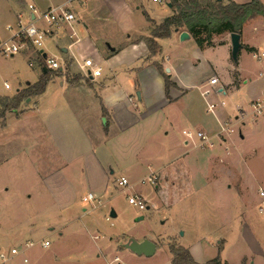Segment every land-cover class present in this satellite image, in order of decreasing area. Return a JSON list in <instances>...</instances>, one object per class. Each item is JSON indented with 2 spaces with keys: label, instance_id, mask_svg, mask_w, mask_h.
I'll return each mask as SVG.
<instances>
[{
  "label": "rangeland",
  "instance_id": "1",
  "mask_svg": "<svg viewBox=\"0 0 264 264\" xmlns=\"http://www.w3.org/2000/svg\"><path fill=\"white\" fill-rule=\"evenodd\" d=\"M183 3L184 0H177L179 6ZM222 3L225 4L224 0ZM207 4L211 1L202 2V5ZM8 6L7 0H0L1 40L9 36L4 29ZM167 9L150 0L143 6V10L155 18ZM143 10L133 9L126 23L136 25L143 20ZM107 29L114 37L110 40L111 45L118 46L127 39V33L124 34L117 23L109 24ZM262 38L264 32L256 33L245 26L240 43H259ZM95 43L98 49H105L106 42L102 37H96ZM51 44L54 51L46 46L47 56L55 54L59 58L60 49L55 42ZM162 48V56L169 57L173 66L180 67L181 77L199 82L212 73L208 59L220 60L222 56L220 51H215L218 47L214 52L209 49L202 53L192 36L184 42L175 38L164 41ZM240 50L239 65L244 70L243 75L251 79L264 78V65L256 59L257 53ZM33 53L29 58L24 53L13 57L0 54V97L13 96L28 87L27 83L39 80L41 56L36 50ZM29 63L34 65L33 68ZM233 65L236 66L234 62ZM98 66L102 73L96 82L111 76L102 62ZM117 70L115 81L126 84L123 68ZM260 73H263L262 77ZM5 84L9 89H5ZM210 89L205 88L204 95L210 93ZM58 91H50L51 100L61 98ZM77 94L80 98L87 97L83 91ZM229 95L218 94L225 102L223 109L232 115V119L235 97ZM49 104H53L52 112L45 126L56 134L57 102ZM217 109L219 107L211 113ZM197 113V117L201 116L203 123H207H202L204 129L208 124L215 125L213 116L205 114L204 108L197 106ZM89 116L92 117L90 113ZM13 119L10 115L9 129L0 134V249L3 252L11 248L20 250L27 241L36 245L28 248L24 255L16 256L12 264H23V257L29 264H114L116 257L123 264H171L172 246L190 249L199 264L217 256L228 264H264V197L260 196V192L264 193V126L253 129L235 125L231 134L234 144L228 142L222 147L229 155L218 163V151L185 146L181 132L173 134L170 131L168 146L159 150L155 139L146 138L138 125L131 131L135 133L132 137L137 144L117 143L115 139L120 136L112 134L113 148L106 151L98 146L96 157L99 162L105 161L104 164L114 171L110 175V167L106 165L101 175L87 149L90 141L96 144L101 138L105 140L102 133L104 118L80 120L85 135L78 127L69 128L64 122V147L76 145L78 151L58 153L53 135L55 144L51 142L49 151L42 153L45 160H41L38 151L31 152L23 135L11 137V132L17 128L32 129L38 122L35 116L28 122ZM231 119L226 124L231 123ZM196 127L192 128L193 132ZM238 130L244 140L239 139ZM66 162L71 163L63 169L73 193L69 202L60 199L50 177L53 170L56 169L55 174L61 171V165ZM133 162H137L135 169L126 168ZM162 165L165 167L158 170ZM151 174L158 178L155 185L141 182ZM122 175L130 184L139 180L136 191L118 185ZM102 183H106L104 190H101ZM88 191H93L94 200L83 202L82 197ZM132 192L148 197L145 199L146 210L140 211L128 204L126 195ZM112 211L115 218L110 217ZM139 216L144 219L135 222ZM129 238L150 240L157 245L156 254L153 257L138 256L122 248ZM42 241H48L49 247L42 248L39 245Z\"/></svg>",
  "mask_w": 264,
  "mask_h": 264
},
{
  "label": "crops",
  "instance_id": "2",
  "mask_svg": "<svg viewBox=\"0 0 264 264\" xmlns=\"http://www.w3.org/2000/svg\"><path fill=\"white\" fill-rule=\"evenodd\" d=\"M147 1L149 0H7L9 6L7 7L8 12L5 15H7L6 19L8 21L5 23V26L3 25L4 29L7 25L15 23L18 13L26 12V6L28 4H33L39 12L66 4L75 15L76 22L63 27L57 34L48 38L46 45L44 41L45 48L47 46L48 49L54 51L51 42H55L56 46L60 49L61 54L59 58H57L55 54L53 58L58 61L60 60L59 62L63 70H58L60 71L57 73L58 75L51 77L42 94L26 98L20 103L18 109L5 113L4 119L2 121L0 120V134L5 133L3 131L9 129L8 120L10 115L13 116L16 121L24 119L27 122L29 118L35 116L38 122L32 129L26 131V128H17L15 132H11V137H22L23 135L22 139L26 140V144H29L31 152L38 151L39 154H41V160H45V156H43L42 153H47L49 151L48 149L51 146V142L55 144L53 135L56 138V151L58 153L78 151L76 145L67 144L66 148L64 147V122H66L69 128L78 127V130L82 131L85 135L80 120H89L92 117L104 118L105 122L102 133L104 134L103 137L105 140L101 138L96 144L90 141L87 149V153L93 156L98 167L97 169L100 171L101 175H103L105 171L104 166L106 167L107 164H104L105 161H103L102 164L96 157L98 146L108 151L110 148H113L111 139L117 135L120 136L118 140L115 139L117 143L126 144L129 142L128 144H137L138 141L132 137L135 133L131 131L138 125H140L141 131H143V135L146 138H149V140L155 139L156 146L159 150L168 146L170 131L173 134H176V132L179 134V132H181V135L184 137L183 143L185 146L191 145V149L194 150L209 149L218 151L219 155L216 157L218 163L229 155L227 153L228 151H222V147L227 145L228 142L234 144V138L231 137V134L233 133V127L235 125L239 124L241 126L253 127V129L264 126V120L262 119H252L250 117L245 118L243 121L237 119L238 121H234L230 127L232 130L231 133L221 134V139L215 137V135L220 132L221 127H223L232 116L223 109L224 106L220 105V103L224 101L221 100L218 94H230V97H235L234 102H232L235 113L232 119L234 120L239 110H249L250 101L262 97L264 94V78L251 79L243 75L244 70L239 65L241 50L238 52L237 62H234L236 66L233 65L229 33L214 35L210 46L204 45L203 47H199L196 44L202 53L209 49L214 52V50L217 49L216 47H218L219 50L215 51H220L222 54L220 60H216L215 58L208 59L210 62H208L207 65L212 69V73L208 78L202 79L199 82L190 78L181 77L179 74L180 67L173 66L169 57L165 58L162 56V45L164 41H169L173 38L178 42H184L180 41L179 36L181 32L185 31L174 30L168 38L157 39L156 42L160 47L159 52L155 56H150L145 38L151 37V28H153L154 25H158L165 18L172 16L174 11L171 5L168 6L170 0H150L154 4H160L168 8L159 18H155L153 15L143 10V6ZM229 1L230 0H224V5L228 4ZM231 1L236 3H247L250 0ZM259 1L264 5V0ZM133 9L137 11L143 10V20H139L136 25L133 23L128 25L126 19L132 14ZM112 23H117V26L123 30L122 32L124 34L127 33V39L118 46L111 45L110 43V40L114 39V37L112 33L109 34L107 28L108 25ZM245 26L248 30L256 33L264 32V18L257 17L246 22L242 26L239 34L240 41L243 37ZM1 30L2 29H0V31ZM189 36L190 38L188 40H191V35L189 34ZM96 37H102L105 40V49H98L95 43ZM241 48L246 49V51H248V48H252L257 53L256 59L264 65V49H262L264 48V38H262L259 43L251 44L248 41L241 42ZM260 49H262L261 53H259ZM34 51V48L28 45L19 53H24L29 58L31 55L33 56ZM198 55H200V52ZM87 58L93 60L97 65L102 62L109 70L111 76L96 82V78L101 76V69L100 75L95 79L85 78L80 73L77 63ZM29 66L33 68L34 65L29 63ZM39 66L41 67L40 79L42 75L45 74L46 69H48L43 56H41ZM157 66L163 69L164 73L169 76L173 84L169 87L167 94L165 92L164 78ZM117 68H123L126 74L127 82L124 85L115 81V74L118 71ZM166 68L169 69L168 72H166ZM262 76L263 73L260 77ZM212 77L217 78L218 82L216 85H210L208 83L209 79ZM27 85L32 84L27 83ZM56 86L57 89L54 88ZM85 88L90 89V91ZM205 88H211L210 93L207 92L204 95ZM53 90L60 91L57 92L61 96L60 99H50L48 95L50 91ZM19 91L21 90H18L16 94ZM78 91L85 92L84 96L87 97H78ZM69 93H71L70 96ZM137 94H139V97ZM85 101H87V103ZM50 102H57V106L55 107L56 134L45 126L46 120L52 112L53 104H49ZM193 103L195 105L191 106ZM208 103L215 104L216 108L219 107V109L215 110L213 113L207 112ZM197 106L199 109L204 108L205 114L211 113L215 125L208 124L206 129L203 128L202 123L205 121L202 120L201 116L197 117ZM89 113L92 117L89 116ZM12 122L11 128L13 126ZM193 127H196L194 132L192 130ZM238 131L239 139L244 140L241 130ZM95 132L99 131L96 130ZM184 132H190L191 138H187ZM196 132H203L211 136V145L200 146V140L197 138ZM112 134H114V137H111ZM67 146L69 147L67 148ZM77 147L79 148V146ZM235 156L238 157L239 154ZM70 164V162L63 163L61 165V171L55 174V169L53 170L54 172L50 173V177L52 178L51 184L57 189L55 192L60 193V199L65 200V202H69L73 196L72 189L63 171V169L69 167ZM136 164L137 162H133L127 165L126 168L130 167L129 169L133 170L136 168ZM107 166L110 167L109 174H114L113 169L111 170V166ZM164 167L165 166L162 165L157 169L162 170ZM150 176L154 178V182H158L157 176L152 174ZM121 177L127 179L125 175ZM138 182L139 180L133 184L129 183L133 191H136L135 188L139 185ZM104 184L102 183L101 190H104L106 186ZM92 192L93 191H88L87 194L82 197V200L88 194L92 195ZM143 198L147 199L148 197L145 198L143 196ZM27 250L28 249H24V246L21 247L18 255H24ZM189 252L192 256L190 249ZM14 258L11 260L10 264H12ZM24 259L27 258L23 257L22 262Z\"/></svg>",
  "mask_w": 264,
  "mask_h": 264
},
{
  "label": "trees",
  "instance_id": "3",
  "mask_svg": "<svg viewBox=\"0 0 264 264\" xmlns=\"http://www.w3.org/2000/svg\"><path fill=\"white\" fill-rule=\"evenodd\" d=\"M206 1H211V4L202 5V2ZM170 5L174 14L165 18L158 25H154L151 28V37L145 38L150 56H155L159 52L160 47L156 40L168 38L174 30L189 33L196 44L203 47L211 45L214 35L240 34L241 28L246 22L257 17L264 18V5L259 0H250L247 3H236L230 0L226 5L222 3V0H184L181 6L177 4V0H170ZM247 50L254 51L252 48ZM157 68L164 78L167 94L169 87L173 84L163 69L159 66ZM58 72L60 71L46 69L45 74L36 83L19 91L15 96L0 97V120L4 119L6 112L18 109L20 103L26 98L42 94L51 77L58 75ZM170 254L172 255L171 264H199L194 261L186 248L172 246ZM202 264L228 263L222 262L221 258L217 256Z\"/></svg>",
  "mask_w": 264,
  "mask_h": 264
},
{
  "label": "built area",
  "instance_id": "4",
  "mask_svg": "<svg viewBox=\"0 0 264 264\" xmlns=\"http://www.w3.org/2000/svg\"><path fill=\"white\" fill-rule=\"evenodd\" d=\"M76 22L75 15L70 11L69 6L64 4L54 8H49L43 12H39L33 4H28L26 6V12H20L17 14L15 23L13 25H7L5 30L9 33L8 38L0 39V54L3 56H14L18 54L23 47L30 45L36 50L40 56L46 55L45 62L46 66L50 70H63L62 65L57 59L47 56V50L44 46V41L46 38L57 34L63 27L69 26ZM80 73L85 78L95 79L101 73V68L93 62L91 59H83L80 63H77ZM217 78L212 77L209 79L208 83L210 85L217 84ZM5 89H8L7 84L4 85ZM224 106V102L220 103ZM216 108L215 104H208L207 112H212ZM252 119H263L264 120V94L261 98L250 101L249 110L242 111L239 110L236 114V118L231 119V123L225 124L221 127L220 132L215 135V137L221 139V134L231 133V125L233 121H243L245 118ZM238 119V120H237ZM187 138H191L190 132H184ZM197 138L200 140V146L211 145L212 137L203 132H196ZM142 182H147L154 185V178L149 176L148 178L142 180ZM118 185L123 189H131V185L128 180L124 177L119 179ZM260 196L264 197V193L260 192ZM94 200L93 195L88 194L83 198V202H89ZM126 200L129 205L136 207L140 211H144L147 208L146 200L142 195L132 192L126 195ZM36 244L33 242H26L24 244V249L32 248ZM42 248L49 247L48 241H42L39 243ZM20 253L17 248H11L10 250L3 252L0 249V264H10L11 260ZM24 264H29L27 259L23 260ZM114 264H123L122 261L116 257L113 259Z\"/></svg>",
  "mask_w": 264,
  "mask_h": 264
},
{
  "label": "water",
  "instance_id": "5",
  "mask_svg": "<svg viewBox=\"0 0 264 264\" xmlns=\"http://www.w3.org/2000/svg\"><path fill=\"white\" fill-rule=\"evenodd\" d=\"M168 6H170V4ZM189 38L190 36L187 32L180 33V36H179L180 41H185V40H188ZM230 44H231V58L233 62H237V55H238L239 50L241 49L240 35L237 33L230 34ZM43 58L44 59L46 58L45 54H43ZM168 71L169 69L166 68V72ZM137 96L139 97V94H137ZM110 217L115 218L116 214L112 211L110 213ZM143 219H144L143 216H139L135 219V222L142 221ZM122 248L130 251L131 253L135 255L144 256V257H152L156 251L155 243L147 239H143L142 241H137L133 238H129L122 245Z\"/></svg>",
  "mask_w": 264,
  "mask_h": 264
}]
</instances>
